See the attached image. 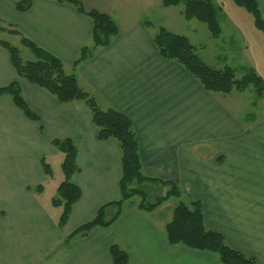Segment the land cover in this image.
Segmentation results:
<instances>
[{"label":"crops","instance_id":"obj_1","mask_svg":"<svg viewBox=\"0 0 264 264\" xmlns=\"http://www.w3.org/2000/svg\"><path fill=\"white\" fill-rule=\"evenodd\" d=\"M18 1L0 0V25L6 27L0 32L15 36L21 48L26 37L50 52L101 108L126 115L138 140L142 173L175 183L183 200L199 199L205 227L264 264V117L242 126L230 105L234 99L222 103L180 63L160 55L151 19L162 0H81L86 9L108 14L119 32L75 67L80 49L91 44L90 17L58 0H31L28 10L18 11ZM213 1L224 13L219 24L229 23L244 40V68L245 61L252 63L264 81V35L252 15L233 0ZM256 1L264 18V0ZM15 80L40 122L0 95V264H113L111 244L126 251L130 264H222L214 253L167 241L172 212L163 206L170 198L152 211L125 203L111 225L66 241L102 205L120 197L118 143L97 138L82 101L60 102L19 78L0 44V87ZM54 138L74 141L79 166L71 181L81 197L63 226L61 211L40 200L49 177L40 160L63 154L52 146ZM113 211L108 208L107 215Z\"/></svg>","mask_w":264,"mask_h":264},{"label":"trees","instance_id":"obj_2","mask_svg":"<svg viewBox=\"0 0 264 264\" xmlns=\"http://www.w3.org/2000/svg\"><path fill=\"white\" fill-rule=\"evenodd\" d=\"M58 1L71 4L77 12L87 15L92 20L91 44L80 49L73 67L90 58L96 48L107 46L118 34V27L108 14L97 9H86L81 0ZM233 2L252 15L255 27L264 35V18L257 1L233 0ZM161 4L164 7L181 4L183 6L182 15L185 19L195 18L204 22L212 37L220 34L219 14L221 10L213 0H162ZM30 7L31 0H20L15 3L18 11H26ZM145 23L152 25L151 21ZM5 28L0 25V29ZM9 30L17 32L16 29ZM153 41L162 57L180 63L206 91L222 94L232 91L240 92L250 84L255 87L258 95L264 91V81L254 70L238 79L234 70L229 66L220 69L208 66L195 53V47L186 36L159 26ZM21 42L31 50L34 59L23 60L17 46L0 40V44L9 53L12 67L18 77L43 88L60 102L82 101L87 106L92 122L98 129L97 138L100 141L110 138L116 140L120 150V197L102 205L95 215L78 226L66 238V241L75 236H84L95 227L111 225L119 217L124 204L135 195L141 197L136 206L146 211H152L169 198L175 197L176 205L172 210L170 221L165 225L166 238L171 245L181 244L188 248L214 253L222 264H257L254 258L245 256L230 247L222 234L205 227L203 206L199 199L183 200L181 191L175 183L151 178L142 173L138 140L132 129V123L126 115L114 108H101L95 97L79 85L76 76L65 71L59 58L26 37H21ZM0 95L10 96L13 104L28 119L40 122L39 116L24 100L19 81L15 80L0 87ZM51 143L64 155L61 163L64 179L56 189L57 196L51 199L52 205L61 207L58 225L63 226L68 220L72 206L81 197L79 186L71 181L72 175L79 170L76 162L77 147L69 138H54ZM40 161L44 173L50 176L52 174L50 165L44 157ZM148 184H160L167 188L166 192L148 201L149 193L146 189ZM108 208L114 209L110 216L107 215ZM108 250L113 264H130L128 254L117 244H111Z\"/></svg>","mask_w":264,"mask_h":264},{"label":"rangeland","instance_id":"obj_3","mask_svg":"<svg viewBox=\"0 0 264 264\" xmlns=\"http://www.w3.org/2000/svg\"><path fill=\"white\" fill-rule=\"evenodd\" d=\"M216 2V1H215ZM217 3V2H216ZM164 7L158 6L156 8L157 15L152 17L155 29L159 26L165 27L167 30L186 36L190 43L195 47V53L210 67L223 68L231 66L235 72L236 78H241L243 75L251 70H254L252 63L248 62L244 68L243 58L245 55L244 40L242 37L236 36L231 30L229 23L221 22V34L217 37H212L207 26L204 22L195 18L185 19L182 15L183 6L177 5L171 7L172 11L162 13L160 12ZM223 19L224 13H220L219 18ZM221 21V20H220ZM228 27V28H227ZM0 39L6 40L12 45L20 48V56L23 60L34 59L33 53L28 47H22L18 39L13 35L0 32ZM255 71V70H254ZM211 95L219 96L223 101L222 103L228 104L234 99V103L230 104L233 107L234 116L236 121L242 126L252 121H258L264 117V93L258 95L253 85H248L245 90L241 92L232 91L228 94L210 93ZM257 119V120H256ZM46 155V154H44ZM46 162L50 164L52 174L48 180L44 181L45 190L42 192L40 200L48 203V205L57 211H61L60 206H53L50 202L53 197L57 196L56 188L60 181L64 179L63 171L61 170V163L63 154L48 156L46 155ZM146 186V185H145ZM149 196L148 201H152L156 195L164 194L165 187L160 184H153L149 187L146 186ZM141 197L138 195L133 196L126 203H138ZM166 205L163 206L164 210L169 209L172 212L173 207L176 205L177 199L172 197ZM157 212V211H156Z\"/></svg>","mask_w":264,"mask_h":264}]
</instances>
